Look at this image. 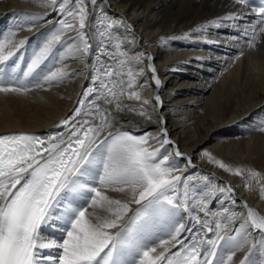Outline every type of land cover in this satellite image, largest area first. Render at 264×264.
<instances>
[{
	"label": "snow or ice",
	"instance_id": "6c2138e0",
	"mask_svg": "<svg viewBox=\"0 0 264 264\" xmlns=\"http://www.w3.org/2000/svg\"><path fill=\"white\" fill-rule=\"evenodd\" d=\"M49 2L63 18L58 21L59 28L33 50L21 74L6 70L5 66L25 42L0 37V94L24 95L33 88L65 79L68 73L63 66L42 76L38 69L74 28H78L80 43L72 40L64 48L73 56L90 55L93 45L83 31L88 27L89 15L85 0H71L73 7L68 6L70 0ZM247 2L235 0L236 4ZM91 3L95 5L96 0ZM252 11L259 20L251 29L249 48H254L264 36V6ZM238 15L232 13L223 19H236ZM98 23L103 29L99 36L111 41L113 36L108 30L121 21H109L105 14ZM212 23L220 26L218 21ZM9 35L14 36L15 32ZM113 46L115 53H109L107 45L99 49V66H93L92 86L82 93L74 116L61 121L66 132L0 136V264H41L43 259H54L43 257L42 250L53 248L60 250L56 264H233L237 251L246 243L243 230L250 227L264 232V216L243 203L246 219L226 238L229 225L244 213L227 206L212 211L208 198L223 193L236 205L231 186L218 187L204 176L200 178L205 185L201 191L192 183L196 176L173 175L179 169L170 162V156L162 154L161 148L149 150V140L159 141V136L135 135L119 129L104 134L112 128V121L109 109L102 103L122 110L129 107L121 104L122 97L141 99L139 91H128L135 88L140 73L129 64L121 44L116 42ZM104 56L107 61L102 59ZM113 59L116 64L109 63ZM149 69L155 74L151 64ZM152 78L159 87L160 80L155 75ZM155 100L160 103L159 96ZM139 114L151 118L143 108ZM161 132L162 147L171 144L167 131ZM175 155L182 154L177 150ZM204 155L225 172L244 175L243 169L229 167L207 152ZM248 177L245 187H250L251 180L259 183L262 179L259 172L250 169ZM108 192L130 193V197L113 199ZM260 198H264V185L260 187ZM181 212L189 214L191 227L186 229L176 220ZM53 220L60 221L64 233L60 241L43 236L42 228ZM185 231L192 235L182 238ZM158 247L164 251L158 253ZM174 248L176 251H172ZM239 264L254 262L245 256Z\"/></svg>",
	"mask_w": 264,
	"mask_h": 264
},
{
	"label": "bare ground",
	"instance_id": "6f19581e",
	"mask_svg": "<svg viewBox=\"0 0 264 264\" xmlns=\"http://www.w3.org/2000/svg\"><path fill=\"white\" fill-rule=\"evenodd\" d=\"M85 4L89 15L88 27L83 31L93 45L90 55L73 56L64 48L72 40L80 43L78 28L68 31L54 55L38 69L42 76L63 66L68 73L66 78L33 88L24 95L0 94V133L66 132L61 121L74 116L82 93L92 86L93 66H99V49L107 45L108 52L115 53L113 45L119 42L121 50L127 52L129 64L140 73L135 88L128 91H139L141 99L122 97L121 104L129 106L122 110L101 102L102 107L109 109L112 121V128L104 134L119 129L135 135L159 136V141L149 140V150L161 148L162 154L170 156V162L179 169L173 175L196 176L192 183L201 191L205 185L200 178L204 176L218 187L231 186L236 205L223 193L208 198L212 211L227 206L244 213L229 225L226 238L246 219L243 203L264 216V198H260V187L264 185V36L254 48H249L246 41L234 42L228 32L244 29L238 22L244 13L242 7L232 0H96L95 5L85 0ZM68 6H74L71 0ZM232 13L239 15L236 19H223ZM105 14L109 21H121L108 30L113 36L111 41L99 36L103 29L98 20ZM62 18L49 0H0V22L6 21L10 26L4 37L23 40L24 46L18 52L27 51L29 59L33 50L59 28ZM12 32L14 36L9 35ZM102 59L107 61L108 57ZM109 63L116 64V60ZM149 64L156 69L155 74ZM153 75L160 80L159 87ZM144 100L149 103L144 104ZM141 108L150 119L139 114ZM162 129L172 142L163 147ZM177 150L182 154L179 157L175 155ZM205 152L229 167L243 169L244 175L225 172L209 162ZM249 169L259 172L262 179L259 183L251 180L250 187H245ZM107 194L120 200L130 197V193ZM176 220L186 229L193 223L184 212ZM244 232L246 243L237 251L233 264H239L245 256L249 262L264 264V232L250 227ZM190 235L185 231L182 238ZM162 251L157 248L158 253Z\"/></svg>",
	"mask_w": 264,
	"mask_h": 264
}]
</instances>
